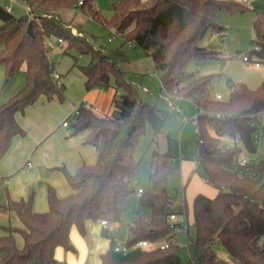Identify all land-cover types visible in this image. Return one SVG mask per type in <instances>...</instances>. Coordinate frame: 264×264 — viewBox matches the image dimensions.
Masks as SVG:
<instances>
[{
    "label": "trees",
    "instance_id": "16d2710c",
    "mask_svg": "<svg viewBox=\"0 0 264 264\" xmlns=\"http://www.w3.org/2000/svg\"><path fill=\"white\" fill-rule=\"evenodd\" d=\"M22 1L28 13L19 17L6 11L0 2V64L7 76L25 67L21 88L0 104V158L12 136L24 133L15 112L23 111L40 95L59 100L64 97L63 84L52 75L48 37L68 40L64 52L73 48L90 55L88 63L78 65L86 89L112 85L116 93L107 113L80 106L78 113L72 114L74 132L87 129L85 141L95 149V161L83 163L74 173L60 167L73 192L58 197L48 186L49 207L41 212L33 208L32 192L19 200L6 194L0 208L15 211L24 228L8 227V233L0 235V264H51L55 246L72 247L68 236L72 224L85 233L87 218L119 221L125 199L134 191L138 178L136 148L147 132L151 134L154 162L139 203L150 209V216H134L127 246L142 239L155 242L170 238L168 216L187 210L168 183L175 154L172 138L165 130V110L143 101L140 89L125 79L120 64L128 60V55L122 48H95L85 37L73 35L58 14V9L73 6H80L102 26L119 33L123 43L141 48L151 57L163 89L169 95L190 99L198 109L194 172L217 191L213 197L197 193L192 199L193 220L187 227L186 246L195 264H264V159L241 162L243 152H255L256 122L264 112V77L255 88L243 81L230 83L228 97L216 99L212 74L183 70L190 59L208 61L217 57L214 48L199 44L200 38L208 30L223 29L215 21L219 10L245 11L249 8L247 0H118L112 3L110 18L100 14L93 0ZM252 26L253 40L259 44L252 53L258 61H264V11L255 9ZM223 137L232 139L230 147L224 146ZM190 226L194 227L193 236ZM17 230L23 236L21 248L13 235ZM213 243L222 245L230 258L217 257ZM180 248L172 242L120 259L105 252L101 264H184L178 255Z\"/></svg>",
    "mask_w": 264,
    "mask_h": 264
},
{
    "label": "rangeland",
    "instance_id": "374dc122",
    "mask_svg": "<svg viewBox=\"0 0 264 264\" xmlns=\"http://www.w3.org/2000/svg\"><path fill=\"white\" fill-rule=\"evenodd\" d=\"M5 0H0L3 3ZM118 0H93V5L99 10L100 14L105 18L112 16V3ZM13 14L17 17L28 13L26 3L22 0H13ZM246 5L249 7L242 12H230L228 10H219L215 15V21L223 26L220 31L208 30L199 40L200 45L214 48L217 51V57L208 60L200 61L195 59L188 60L183 70L185 72L196 71L197 74H212V85L215 91L221 93L223 98H227L229 94L230 83L243 81L249 87L255 88L261 82L256 81L258 74L264 69V61L261 63L260 68L253 66V61L246 62L241 58L242 54H250L252 60H256V56L252 53V45L255 43V33L252 26V21L255 16V9L264 11V0H247ZM60 19L64 24L69 26L73 35L83 36L87 42L92 44L95 48L103 50L122 48L128 55V60L120 64L121 69L124 71V77L136 87L140 89L142 100L154 104L157 107L165 110L166 112V132L174 139L172 140V149L175 154L174 165L179 169L177 174L169 178V186L178 188L175 191L177 200L185 198L189 217L191 219L192 213V199L196 192L210 193L212 187L201 179L197 173H193L190 178L183 180V161H190L191 157L195 159L198 147V137L195 127V119L197 110L194 103L187 98L174 97L169 95L162 87L160 81V74L154 67L152 59L147 56L141 48L130 43L124 42L119 33H115L112 28L102 26L96 19L84 13L80 6H73L70 8L58 9ZM110 38V40H108ZM56 37H48L46 40L49 46L48 57L52 62L53 71L67 74H72L73 71L82 73L78 65L88 63L90 55L87 53H79L73 48H68L64 52V47L68 46V40H63L62 46L55 42ZM76 40L72 41L74 44ZM83 45V43L79 44ZM76 63V64H75ZM251 63V64H250ZM52 71V72H53ZM25 81V74L21 68L14 72L11 76L5 74V69L0 64V93L8 91L10 88L15 93L23 85ZM72 96L77 98L75 92L77 80L72 82ZM58 84H61V80ZM14 86V87H13ZM95 86L86 89L83 83L84 95H80L79 103L76 107L80 106L83 99L90 102L92 105L98 106L101 102V90H94ZM106 88L107 86H100ZM94 90V91H93ZM13 93V94H14ZM64 93V92H63ZM65 93L62 99L65 100ZM169 101L171 103H169ZM75 107V108H76ZM101 114V111H95ZM107 113V112H106ZM195 116V117H194ZM71 120H74L71 115ZM87 130V129H84ZM255 152L252 154L244 153L251 159L252 162L262 160L264 158V137L263 129L260 124L256 122V130L254 131ZM253 136V137H254ZM151 134L147 132L143 135L136 148V156L140 159L138 164V178L134 183V188H145L148 184V174L154 162L152 157V147L149 145ZM231 141L229 137H223L222 143ZM240 144V141L237 140ZM95 161L92 149L90 150L89 162ZM186 163V162H185ZM184 194V195H183ZM124 211L119 221V227L123 231L128 227V222L132 221L135 215L142 218L150 215V209L146 206L140 205L139 197L134 193L128 195L124 202ZM181 219H185L186 214H180ZM190 234L194 235V227H189ZM186 233H175L172 242L178 243L181 247L178 255L184 264H191L190 254L186 246ZM264 240V236L262 238ZM154 244H149L145 247H132L125 251L115 253V259L129 258L136 255L138 252L145 248H150ZM212 248L217 257L228 260L230 258L228 251L219 243H213ZM234 264V263H230Z\"/></svg>",
    "mask_w": 264,
    "mask_h": 264
},
{
    "label": "crops",
    "instance_id": "0c3cea01",
    "mask_svg": "<svg viewBox=\"0 0 264 264\" xmlns=\"http://www.w3.org/2000/svg\"><path fill=\"white\" fill-rule=\"evenodd\" d=\"M55 42L59 44L57 40ZM251 61H253L255 68L261 67V63L259 62V65H255V60H252V58L246 62ZM24 69L23 65L21 67L23 73ZM53 73L59 75V82L61 80L66 95L65 100H59L57 97L48 99L45 95H40L33 103L27 105L23 111L15 112V119L23 128L24 133L12 136L7 150L0 158V203L5 201L6 194L13 200H19L27 198L29 193L32 192L34 195V210L39 212L46 211L49 207L47 200L48 186L54 188L58 197L66 196L74 191L60 167L65 168L70 173H74L83 163L89 162L91 149L93 155H95L94 147L85 141L88 130L74 132L73 120L70 118L79 103L80 95L84 93V74H80L77 71H73L69 76L66 73L62 74L56 71H53ZM263 77L264 69L260 71L256 81L260 82ZM74 79L77 80L75 89L78 94L77 98L71 95V86ZM100 86L102 85L94 87V90H101V102L96 107H98L97 111L106 113L111 108V100L116 91L112 85H108L106 88H101ZM12 89L10 88L8 91L0 93V104L14 93ZM214 91L213 89V93ZM82 95L86 96L85 94ZM169 103L171 102L169 101ZM196 110L198 112L197 107ZM63 121H67V125H63ZM257 122L263 129L264 137V112L259 115ZM167 134L170 136L168 132ZM170 137L172 140L174 139L172 136ZM254 139L256 140L257 137L254 136ZM228 144H231V141L226 140L224 145ZM242 158L251 161L249 157L244 156V153L241 155ZM90 162L92 161L90 160ZM181 162L180 164L184 165L183 180L190 178L193 173H196L194 172L196 160L193 157H191L190 161H185L186 163L182 158ZM178 170L173 163V170L169 178L176 175ZM201 179L207 182L204 178L201 177ZM207 183L211 186L209 182ZM211 187L213 189L212 192L203 194L213 197L217 190L213 186ZM138 188L144 189L139 186L136 189L134 188V191L129 195L134 193L137 197H140L137 195ZM175 191H178V188ZM197 193L202 192L194 193L193 197ZM183 200L185 202L184 197ZM185 214L189 226L193 220L192 213L191 219H188V210H186ZM149 216H144L143 218L148 219ZM131 222H128L129 224L125 231L121 229L120 232L118 222H110L109 227L103 229L99 219L87 218L84 220L85 233H81L72 224L68 232L72 247L68 249L62 245L55 246L53 250L55 260L51 264H101V255L105 252H110L114 258L115 253L120 251H115L113 247L118 242L127 240ZM8 227L23 229L24 225L15 211L0 208V235L7 234ZM13 235L17 247L21 248L23 246V236L20 230L13 232Z\"/></svg>",
    "mask_w": 264,
    "mask_h": 264
},
{
    "label": "built area",
    "instance_id": "2783aa9c",
    "mask_svg": "<svg viewBox=\"0 0 264 264\" xmlns=\"http://www.w3.org/2000/svg\"><path fill=\"white\" fill-rule=\"evenodd\" d=\"M13 0H5L3 3H2V6L4 7V9L6 11H8L9 13H13V6L11 4ZM242 1H246V0H242ZM57 42L62 45L63 41L60 39V38H57L56 39ZM259 48V44L258 43H254L252 45V50L253 51H256L257 49ZM241 58L242 60L244 61H249L251 59V56L249 54H242L241 55ZM255 65H259V61L258 60H255ZM52 75H53V78L57 81V83H59V75L57 73H53L52 72ZM213 96L214 98L216 99H222L223 96L221 95L220 92L218 91H214L213 93ZM80 106H83V107H87V108H90L92 109L93 111H97L98 110V107L90 104L89 102H86L85 99H83L82 103ZM76 107L74 109V111L72 112L73 115L77 114L78 111H79V107ZM63 125H67V121H63ZM225 147H230L231 144H228V145H224ZM241 162H250L249 160L245 159V158H242L241 159ZM29 164V163H28ZM142 193V188H138L137 189V195H141ZM181 203H184V200L182 199L180 201ZM168 219L170 221V227H171V233H172V236L168 239H163V240H160V241H155V242H150L148 240H138L134 243L133 246H136V247H145V246H148L149 244H154L155 247H159V248H164V247H167L169 244L172 243V239L175 235V233H178V232H185L187 231V227H188V222L185 219H181L180 217V214H176V213H172L168 216ZM100 221V224L102 226L103 229H106L109 227V224L110 222L105 219V218H101L99 219ZM130 235V229L128 230V237ZM129 247L127 246V243H126V240L125 241H120L118 242L114 247L113 249L115 251H125L127 250ZM190 260H191V264H195L194 260L190 257Z\"/></svg>",
    "mask_w": 264,
    "mask_h": 264
}]
</instances>
